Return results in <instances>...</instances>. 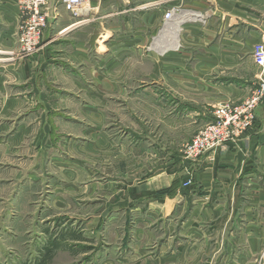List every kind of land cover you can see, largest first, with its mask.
<instances>
[{
    "label": "rangeland",
    "instance_id": "rangeland-1",
    "mask_svg": "<svg viewBox=\"0 0 264 264\" xmlns=\"http://www.w3.org/2000/svg\"><path fill=\"white\" fill-rule=\"evenodd\" d=\"M221 19L208 22L206 38L193 29L183 52L160 57L159 78L151 62L150 29L147 39L138 42L140 53L119 55L122 44L137 43L141 24L134 13L125 22L83 30L71 27L59 36L55 44L63 39L60 49L81 40L89 48L90 63H73L68 57L72 49L66 47L40 73L31 69V82L25 86L30 104L25 109L10 112L0 102V264H264V244L249 242L254 231L247 229L244 217H232L222 231H213L196 215L201 214L195 209L199 202L182 200L170 211L153 210L149 201L161 202L166 194L172 195L178 180L143 206H134L120 191L128 186L118 168L130 150L126 142L146 146L144 161L143 153L133 158L140 162L138 168L159 158V169L164 171L170 156L182 171L181 150L198 132L195 124L177 127L174 143L170 142L172 127L182 125L184 118L169 116L178 100L164 80H184L197 87L191 90L196 104L182 101L191 109L205 103L198 98V87L207 80L225 91L244 92L246 98L258 88L260 70L254 71L250 53L238 48L250 29V37L258 41L255 31L260 23L249 28V23L233 20L228 10ZM78 31L85 34L75 35ZM39 54L23 57L18 43V50L0 63H33ZM123 57L126 62L121 64ZM206 61L211 67H203ZM126 77L127 86H120ZM103 78L112 85L108 86L113 95L106 102L100 100ZM5 87L6 91L0 87V96L19 91ZM156 90L162 100L159 107L153 103ZM56 108L61 115L55 116ZM103 137L111 141L112 161L106 151L104 157V150L90 149ZM139 206L141 210H135ZM52 242L59 248L46 258Z\"/></svg>",
    "mask_w": 264,
    "mask_h": 264
},
{
    "label": "crops",
    "instance_id": "crops-1",
    "mask_svg": "<svg viewBox=\"0 0 264 264\" xmlns=\"http://www.w3.org/2000/svg\"><path fill=\"white\" fill-rule=\"evenodd\" d=\"M144 2H147V0H103L102 4H99L98 0H95L94 6H96V11L90 14V17L93 19L92 23L80 25L82 27L81 30L87 27L97 28L99 25L104 27V24H109L112 21L122 20V22H125L128 19L131 20V15L134 13L141 24L136 32L137 38L135 40L137 43L131 46L128 43L122 44L119 55L140 53L141 46L138 42H143V40L147 39L145 36L150 29L151 34L150 37L148 36V39L151 40L150 54L153 57L151 62L159 78L160 62L158 59L160 57L163 58L173 54L178 55L183 52L185 42L187 39L192 38V31H196L193 29H199L200 37L203 35L206 38L208 36L206 26L208 22L212 21L213 23L214 20L222 21L221 17L224 15V10H228L233 20L243 22L244 24L245 22L249 23L247 24L249 28L254 27L252 23H260L259 30L255 31L258 34V41H256L255 36L250 37L251 33H253L250 29L247 41L241 43L239 48L237 47L244 50V52L250 53L251 56L248 61H251V65L254 66L253 70H256L255 67L257 65L253 60L252 52L256 44L264 43V0H184L183 8L185 13L182 20L177 18L175 24L169 27V31L164 29L163 10L134 11V7ZM81 20L84 21L86 18L83 17ZM76 21L78 20L73 18L63 7H60L59 17L51 19L43 32L42 46L39 52L41 54H39L38 60H34L33 63H30L29 60L15 64L0 63V87L4 91H6L5 86H8L10 89H14L15 87L16 90H19L12 93L13 95L11 96H0L1 106L4 109L10 112L25 109L30 104L27 97L29 93H27L25 86L28 82H31V69H36V72L40 73L41 70L48 66V62L51 65V61L58 59L60 57L58 54L64 52L66 47L72 49V54H68V57L72 59L73 63H90L89 54L87 53L89 52V48L86 49L81 40L74 43V45L61 46V49L57 48V46L63 43V39L58 42V45L55 44L62 33L71 27H76L73 25ZM21 23L22 20L16 0H0V61L6 60L8 54H12L18 50V34ZM129 23L127 21V24ZM178 29L180 33H177ZM82 34H85V32H75V35ZM176 36L178 44H176ZM161 43H165V45L162 44L163 46H161ZM240 51L237 50V52ZM126 58H122L121 64L126 62ZM211 65L206 61L203 67L208 68ZM121 67L124 66L120 65ZM104 80V92L100 100L106 102L112 97L113 93L111 83L107 84L109 80ZM92 81L93 83L96 82L94 76L92 77ZM164 81L167 87L174 91L172 95L173 99L175 98L179 102L172 105L170 113H168L169 116L177 115L184 118L182 125L172 127L171 143H174L177 127L195 124L199 129L213 120V109L216 105L223 104L224 100L228 102H240L246 98L244 97V92L240 93L239 90L237 91L232 88L225 91L223 86L211 84L207 80L205 84H200L198 87V89H201L198 98L204 100L205 103L202 105L197 104L198 108L191 109L182 101H194L196 104V100L194 99L196 96H194L195 94H191L193 93L191 90L192 87L195 89L197 87L191 86L184 80L168 78ZM49 82L52 83L53 81L50 80ZM119 83L120 86H127V77L121 78ZM158 90L154 94L153 103L159 107V102L162 100L160 99L161 96ZM87 92L88 98L93 99L89 96V91ZM42 95H44L43 92ZM55 95H58L57 92H55ZM162 99L165 102L169 101V99L167 100L163 97ZM166 104L164 103L165 107ZM209 106L212 109H209ZM57 110L58 108H56L55 116L61 115ZM44 111L45 113L49 111L48 104L44 105ZM256 118L255 127L236 145L225 147L219 150L217 154L204 156L195 162H185L182 160V163H180L182 164V171L178 170L179 167H177L175 159H171L172 157L170 158V156L167 157L168 164L164 171H160L159 169V158H156L154 160L155 163L152 162L150 164L151 166L143 164L142 167L138 168L137 164L140 162L135 161V159L133 160V158L137 154L143 153L141 159L144 161L146 146L140 147L137 143H135L137 146L135 144L131 146L132 142H128V144L126 142L127 149L130 148V150L125 155L127 158L119 160L118 168L120 173L125 177L128 186L126 189H120V191L126 192L128 200L131 199V204H134V206H137V204L143 206L150 200V196L157 195L161 191L170 190L178 180V187L172 195L166 194L161 202L149 201L153 210L160 212L162 209H169L170 211L177 204L176 202L182 200L185 203L199 202L195 206V209H199L198 211H201V214L196 215H200L199 217L203 221L205 220L207 224L212 225L213 231H222V229L228 226L227 224L230 223L232 217L236 219L237 216H241L246 219L247 229L254 231L248 235L249 242L254 245L264 244V104L257 108ZM180 121L178 124L181 123ZM153 146L157 147L155 144ZM90 149H93L95 152L96 150H99V152L104 150L102 155L105 157L109 153V159L113 160V152H109L112 149L111 141L105 137L99 140L98 143L91 145ZM113 171L111 169V172ZM138 171L143 172L137 174ZM134 174H137L136 179L134 178ZM187 174L192 176L193 185L189 188H184L182 182L187 178ZM196 198L198 199L196 200ZM202 206H205L206 209L202 210ZM140 208L141 206L136 207L135 210H141Z\"/></svg>",
    "mask_w": 264,
    "mask_h": 264
},
{
    "label": "built area",
    "instance_id": "built-area-1",
    "mask_svg": "<svg viewBox=\"0 0 264 264\" xmlns=\"http://www.w3.org/2000/svg\"><path fill=\"white\" fill-rule=\"evenodd\" d=\"M103 0H98L102 4ZM184 0H147L134 7V11L163 10L164 29L182 20L185 13ZM95 0H16L22 20L18 43L23 57L30 58L40 52L42 36L51 19L59 17V8L63 7L73 18V25L80 26L92 23L90 14L96 11ZM85 17L86 20H81ZM253 60L260 69L259 86L247 98L240 102L218 104L213 109V120L194 135L192 140L183 146L182 158L185 162H195L207 155L230 145H236L256 125V110L264 104V43L256 44L252 52ZM193 185V178L187 175L184 188Z\"/></svg>",
    "mask_w": 264,
    "mask_h": 264
},
{
    "label": "trees",
    "instance_id": "trees-1",
    "mask_svg": "<svg viewBox=\"0 0 264 264\" xmlns=\"http://www.w3.org/2000/svg\"><path fill=\"white\" fill-rule=\"evenodd\" d=\"M75 237L80 238V236H76V235H75ZM58 248H59V245L57 244V242H52L51 247L47 248L48 252L44 256L46 258H48V257L51 258L52 254H53V251L58 249Z\"/></svg>",
    "mask_w": 264,
    "mask_h": 264
},
{
    "label": "bare ground",
    "instance_id": "bare-ground-1",
    "mask_svg": "<svg viewBox=\"0 0 264 264\" xmlns=\"http://www.w3.org/2000/svg\"><path fill=\"white\" fill-rule=\"evenodd\" d=\"M177 33H180V30L179 29H178V32ZM177 42H178V38L176 36V44H178Z\"/></svg>",
    "mask_w": 264,
    "mask_h": 264
}]
</instances>
